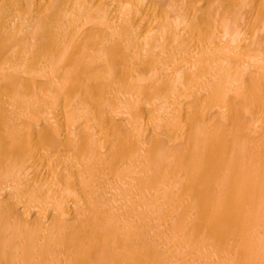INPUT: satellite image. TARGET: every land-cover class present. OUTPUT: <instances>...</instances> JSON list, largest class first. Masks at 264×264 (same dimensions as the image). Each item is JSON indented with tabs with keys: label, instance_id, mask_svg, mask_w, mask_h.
<instances>
[{
	"label": "bare ground",
	"instance_id": "bare-ground-1",
	"mask_svg": "<svg viewBox=\"0 0 264 264\" xmlns=\"http://www.w3.org/2000/svg\"><path fill=\"white\" fill-rule=\"evenodd\" d=\"M173 262L264 264V0H0V264Z\"/></svg>",
	"mask_w": 264,
	"mask_h": 264
},
{
	"label": "rangeland",
	"instance_id": "rangeland-1",
	"mask_svg": "<svg viewBox=\"0 0 264 264\" xmlns=\"http://www.w3.org/2000/svg\"><path fill=\"white\" fill-rule=\"evenodd\" d=\"M161 211H162V212H163V211H166V213H167V210H160V211H159V210H157V213L154 211V212H155V215H154V220H156V221H159V220H160V218H159V217H161V216H162V218H163V216H165L164 212H163V214H164V215H162V212H161ZM159 213H161V215H160ZM156 214H159L160 216H157ZM155 216H157L158 218H157V217H155ZM164 219H165V221H166L168 218H167V217H166V218L164 217ZM161 220H162V219H161ZM156 221H155L154 223H157ZM159 222H160V221H159ZM159 222H158L156 225H158V224H159ZM170 224H171V223H170ZM157 227H158V226H157ZM157 227H156V228H157ZM158 228H159V230H160V226H159ZM158 228H157V229H158ZM159 230H158V231H159ZM160 233H161V232H160ZM177 257H178V256H177ZM179 261H180V262H182V261H184V259H183L182 257H181V258H180V257H178V260H177V261H175V262L177 263V262H179ZM176 263H174V262H173L172 264H176Z\"/></svg>",
	"mask_w": 264,
	"mask_h": 264
}]
</instances>
